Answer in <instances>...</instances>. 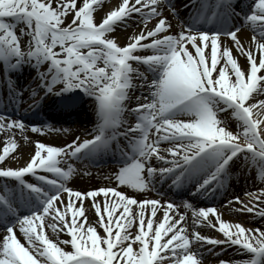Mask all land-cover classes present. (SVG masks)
<instances>
[{"label":"snow or ice","instance_id":"snow-or-ice-1","mask_svg":"<svg viewBox=\"0 0 264 264\" xmlns=\"http://www.w3.org/2000/svg\"><path fill=\"white\" fill-rule=\"evenodd\" d=\"M104 3L0 0V92L7 91L0 108V264H202L206 254L229 248L244 258L217 264H264V224L231 222L215 205L184 200L180 211L171 198L118 190L163 197L157 185L170 182L169 190L210 199L226 193L237 168L245 178L256 169L264 182V0H122L97 20ZM129 21L144 27L122 46L111 34ZM245 28L247 47L239 36ZM26 67L36 74L21 85L14 77ZM25 92L31 108L50 100L68 114L90 101L95 120L87 137L62 146L37 140L23 166H8L6 158L19 155L10 156L18 147L13 130L29 125L11 119L7 106L22 103ZM30 127L64 130L47 122ZM104 156L120 165L115 186H69L76 161ZM257 192L245 197L259 204L233 195L221 208L264 220V187Z\"/></svg>","mask_w":264,"mask_h":264},{"label":"bare ground","instance_id":"bare-ground-1","mask_svg":"<svg viewBox=\"0 0 264 264\" xmlns=\"http://www.w3.org/2000/svg\"><path fill=\"white\" fill-rule=\"evenodd\" d=\"M120 3H122V0H105V3L103 4L101 10L97 11L95 13V16L97 18V20H99L102 15L106 14L107 11L112 10L114 7L118 6ZM166 16H169L170 19H172L171 15L169 14L168 10L165 11L164 13ZM154 20L153 21H149L147 22V27L150 25L154 24ZM173 25H176V21L173 19L172 20ZM144 25L141 24H133L132 21H129V26L127 27H117L115 29V31L111 34L113 36H115L118 40V42L122 45L125 42H127L129 40V37L133 34V32L135 31L136 33H138L141 28H143ZM174 31L176 30L175 27L173 29ZM246 29H242L241 33L239 34L240 39L242 40V42L245 44V47H247L248 45V41L250 39L249 33L247 34ZM226 43L231 44V40L230 39H226L225 40ZM234 54H236V49H233ZM239 61L242 65L247 66V61L243 56L239 57ZM35 71L33 69L30 68H25L24 71L22 72V74H19V77H21L22 75L26 74V73H34ZM261 99H264V97H260ZM91 104L90 101H88ZM79 110V109H78ZM72 114L76 115V118L78 120L79 123V127H76V125L74 123H70V124H62V125H56L55 128H59V129H64L61 131H55L53 135L50 134H41V133H35L33 132L31 129H27L26 131H24L23 133H21V131L19 129H14V139L17 142V149L16 152L14 153H10V156L12 155H16V153H18L19 155L17 156L16 159H9L6 158L5 163L8 164V166L11 167H19V166H23L30 158V155L34 153V149H35V144L34 142L37 140H41V141H45L48 143H52L55 144L57 146H62L64 143H67L69 138L74 137L76 135L79 134L80 130H84L85 128V124H88V120H81V116L78 115L79 111L75 112H71ZM71 122V120L69 121ZM230 127H234L237 128V124L236 122L233 120L230 122ZM66 130V131H65ZM83 139V138H81ZM4 142H6V137L4 135V133H0V145H2ZM0 151H2V148H0ZM114 172H107L105 174H101V175H85L83 172L79 173L75 179H77L76 181L72 182V184L74 185V189L80 190V191H85V190H90V189H94V188H98L99 186L102 185H113L115 186V181L112 177V174ZM169 183L163 184V192L165 196H169L174 198L175 200H177L179 203L178 205H180V208H182L183 210H185L184 206H183V194H185V192L187 191L186 189L180 190L179 192H176L175 189L169 190L168 187ZM158 186V185H157ZM166 188V189H165ZM168 188V189H167ZM237 189H239L238 187H236ZM119 189L129 192L131 193V195H135L136 197L138 196L140 199H144V198H150V195L152 193V191H146V192H136L135 190H132L130 188H127L126 186H119ZM163 195V198H164ZM192 198V203H195L198 201V199L200 200L199 197L197 198ZM218 199V195L216 197H214V200L217 201ZM89 201H85V205L88 204ZM217 204L219 203V201L216 202ZM87 207V205H86ZM221 208V206H218ZM225 209V208H223ZM189 211V210H188ZM227 211L229 212L228 208ZM89 216V219L94 223L96 220L95 215L92 212H88L86 213ZM160 213H158L159 216ZM211 215V214H210ZM225 217H223L226 220H229V217L227 215L224 214ZM254 224L257 225V227H259L261 224H264V220H260L259 217L254 218L253 220ZM191 224V221L189 222ZM197 230L201 231L202 234L208 235V233H210L212 230L209 228H204V227H198ZM215 232V231H214ZM19 235V233H18ZM66 238V236L64 237ZM231 250V248H229L227 251L229 252ZM226 251V252H227ZM233 251H230L228 253V255H232ZM209 257V255H208ZM207 258V254L202 258V264H207L205 259Z\"/></svg>","mask_w":264,"mask_h":264},{"label":"rangeland","instance_id":"rangeland-1","mask_svg":"<svg viewBox=\"0 0 264 264\" xmlns=\"http://www.w3.org/2000/svg\"><path fill=\"white\" fill-rule=\"evenodd\" d=\"M254 198V197H253ZM247 199L248 200H250L251 198H246V201H247ZM253 201V200H252ZM238 206V205H237ZM233 222H241V223H243L242 221H240L238 218H234V220H233ZM247 227H253L254 225L253 224H250V223H248V224H245ZM218 250V248L216 249V251ZM227 260H229V259H227ZM217 262V261H216Z\"/></svg>","mask_w":264,"mask_h":264}]
</instances>
